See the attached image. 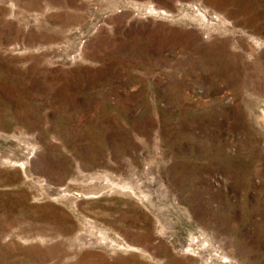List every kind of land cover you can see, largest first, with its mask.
Segmentation results:
<instances>
[{
    "label": "rangeland",
    "instance_id": "obj_1",
    "mask_svg": "<svg viewBox=\"0 0 264 264\" xmlns=\"http://www.w3.org/2000/svg\"><path fill=\"white\" fill-rule=\"evenodd\" d=\"M0 264H264V0H0Z\"/></svg>",
    "mask_w": 264,
    "mask_h": 264
}]
</instances>
